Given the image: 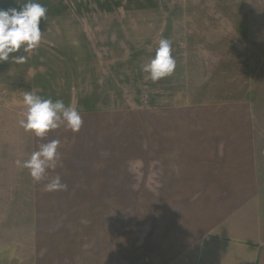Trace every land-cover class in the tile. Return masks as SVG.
I'll return each mask as SVG.
<instances>
[{
	"label": "rangeland",
	"instance_id": "rangeland-1",
	"mask_svg": "<svg viewBox=\"0 0 264 264\" xmlns=\"http://www.w3.org/2000/svg\"><path fill=\"white\" fill-rule=\"evenodd\" d=\"M24 2L0 0V9ZM39 2L48 10L40 25L38 48L46 50L40 84L49 86L35 94L76 107L83 124L75 133L61 126L37 138L19 125L24 104L19 115L16 109L0 114V264H92L86 242L98 236L94 195L109 191L108 183L115 188L110 223L120 234L135 229L139 219L162 225L163 204L181 209L178 199L158 205L153 199L160 186L155 113L173 94L176 104L240 102L254 110L259 183L252 219L264 234V0ZM161 39L170 41L179 82H185L178 91L155 87L142 71ZM7 70L0 67V80L17 75ZM18 80L31 86V80ZM52 140L60 142L57 167L34 181L17 161ZM107 156L113 167H106ZM57 176L66 187L47 190ZM159 189L170 191L165 184ZM77 240L84 242L78 246Z\"/></svg>",
	"mask_w": 264,
	"mask_h": 264
},
{
	"label": "crops",
	"instance_id": "crops-1",
	"mask_svg": "<svg viewBox=\"0 0 264 264\" xmlns=\"http://www.w3.org/2000/svg\"><path fill=\"white\" fill-rule=\"evenodd\" d=\"M45 54L44 48H36L21 53L27 56L23 64L0 62V67L9 68L7 74H17L9 81L0 80V114L16 109L15 115H19L26 92L49 86L40 84L39 73L45 69L40 57ZM178 71L175 68L154 86L166 85L173 92L184 88ZM18 76L31 80V86L19 83ZM14 89H21L20 93L15 94ZM177 98L171 95L155 113V183L160 186L153 199L156 205L178 199L181 209L175 202L163 204L167 208L165 213L159 210L162 225L155 227L139 219L135 229L120 234L110 223L113 209L109 203L115 188L108 183L109 191L94 195L93 228L98 236L86 242L91 249L86 256L92 264L261 263L264 234L258 219H252V215L258 216L252 200L257 199L259 183L254 110L240 102L176 104L180 102ZM109 158L106 167H113L114 159ZM163 184L170 191L160 190ZM83 242L77 240V245Z\"/></svg>",
	"mask_w": 264,
	"mask_h": 264
},
{
	"label": "clouds",
	"instance_id": "clouds-1",
	"mask_svg": "<svg viewBox=\"0 0 264 264\" xmlns=\"http://www.w3.org/2000/svg\"><path fill=\"white\" fill-rule=\"evenodd\" d=\"M47 8L39 0H25L20 8L0 9V62L23 64L30 52L39 47L42 40L41 20L47 22ZM176 68L172 55L171 43L161 39L155 55L142 66L151 81L156 82L170 76ZM26 108L24 118L19 121L20 127L31 132L37 138H44L50 131L65 126L72 132H78L83 120L74 106H66L63 100L45 99L34 92H26L23 97ZM60 142L52 140L41 144L38 151H33L24 161H17L27 169L34 181H41L48 169H55L59 161L58 147ZM49 191L66 187L57 176L46 186Z\"/></svg>",
	"mask_w": 264,
	"mask_h": 264
}]
</instances>
